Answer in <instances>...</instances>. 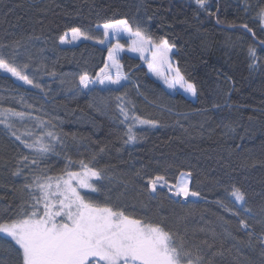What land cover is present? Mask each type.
Instances as JSON below:
<instances>
[{
	"label": "trees",
	"instance_id": "1",
	"mask_svg": "<svg viewBox=\"0 0 264 264\" xmlns=\"http://www.w3.org/2000/svg\"><path fill=\"white\" fill-rule=\"evenodd\" d=\"M244 4L206 0L205 11L195 0H0V45L23 42L16 63H27L25 74L39 85L27 87L0 72V109L30 114L12 119L17 134L31 130L47 141L46 133L52 131L59 137L53 141L55 151L39 164L49 175L61 174L68 158L72 170H79V161L88 163L95 153L92 163L112 177L102 182L103 193H88L98 202L107 196L108 203L189 241L209 240L223 253L215 264H264L262 225L249 220L250 228L241 229L238 217L217 203H234L226 191L234 185L254 212L264 204V31L254 19L255 8L246 14ZM119 19L155 42L169 41L181 74L196 87L194 99L169 92L140 58L128 54L120 58L128 77L125 87L111 88L112 93L78 87L82 74L96 78L104 68L108 47L95 39L62 46L60 37L79 27L103 39L97 25ZM245 23L255 36L240 27ZM250 46L259 56L256 69L250 67ZM9 53L11 47H0L6 58ZM125 92L130 116L155 120L157 126L122 122L115 97ZM127 126H132L135 142L125 143ZM22 155L32 153L0 124V218H14L27 199L22 185L25 176L31 178L29 169L13 175ZM138 170L144 180L135 175ZM188 173L190 190L198 197L185 200L158 188L155 199H149L142 191L148 176L162 174L169 185H177ZM5 240L11 243L0 235V264H18Z\"/></svg>",
	"mask_w": 264,
	"mask_h": 264
},
{
	"label": "snow or ice",
	"instance_id": "2",
	"mask_svg": "<svg viewBox=\"0 0 264 264\" xmlns=\"http://www.w3.org/2000/svg\"><path fill=\"white\" fill-rule=\"evenodd\" d=\"M196 4L205 11H208L206 0H195ZM255 8L254 19L264 31V0H255V5L251 0H245L243 11L247 14ZM209 15L213 13L209 11ZM217 23H220L217 20ZM233 27L235 25H232ZM103 29V39H96L88 32L82 31L79 27L71 29L73 39L90 40L95 39L96 43L104 44L111 38L118 36L121 32L130 34L132 47L130 51L140 52L152 51V60L146 61L150 71L162 78L168 88H174L179 84L185 92L196 95V87L193 83L185 80L179 68L172 66L169 60V53L172 45L166 39L155 42L139 27L133 30L127 19H119L114 22H106L97 25V29ZM240 27L247 32L255 33L248 24ZM60 37V42L65 43V37ZM264 44V41H260ZM24 44L21 40L12 42L11 45H0V47H11L12 53L0 54V70L11 73L18 80L32 87H39L33 83L25 74L24 69L28 64L17 65L15 56L19 48ZM122 50V46L117 43L108 48V58L112 62V67L117 69L115 76L109 74V65L97 74L96 79L84 73L79 77L81 89L92 91L89 86L99 83L105 85H121L122 80L128 77L120 72V65L116 58V53ZM248 55L251 60L250 67H258L259 56L256 48L250 46ZM31 57H29L30 59ZM141 59H146L141 55ZM167 66V75L160 72V68ZM171 76V79H169ZM107 81V84L105 83ZM110 93L115 90L108 88ZM116 107L123 121L131 119L134 123L141 125L157 126V121L142 119L135 114L130 116L127 105L131 104L126 100V92L123 95H116ZM29 113L18 112L12 108L0 109V124L15 137L32 155H22L17 162L13 175L19 176L24 169H29L31 178L25 176V183L22 191L27 196L24 199L19 212L14 218H0V234L10 238L11 243L5 240L11 251L15 252L18 264H215L214 258L223 255L219 250H214V245L207 239L198 242L189 241L185 236L174 233L160 223L147 222L137 218L119 206L108 203L109 197H105L104 202H98L88 193H103L102 182L112 180L104 168L97 167L95 161L96 154L91 155L90 161L85 163L79 161V170H72L74 163L68 158V164L61 174L52 176L44 169H39V164L48 153L55 151V143L59 142V137L52 131H47L48 140L43 136H36L31 130L17 134L11 122L13 117L23 120ZM49 122L41 121L47 125ZM55 127V125H52ZM127 140L125 143L135 142L137 137L132 131V126H127ZM31 137V142L24 137ZM104 151L103 148L100 149ZM36 166L39 171H34L31 166ZM135 175L141 180L145 177L138 170ZM191 176V173H188ZM100 182V183H98ZM158 188H168L172 196L198 197L199 192L189 189L188 182L178 185H169L166 177L162 174L148 176L142 191L148 193L149 199H155L154 194H158ZM81 190H87L82 192ZM229 191L234 203L224 204L217 201L220 207L229 212L232 216L238 217V224L241 229L248 230L249 220H255L264 229V204L260 206L258 212L248 206L246 194L236 186H231ZM248 215L245 216L244 214ZM257 216L260 217L257 220ZM222 219V218H221ZM251 235V233H248ZM259 243L264 245V235L259 238Z\"/></svg>",
	"mask_w": 264,
	"mask_h": 264
},
{
	"label": "rangeland",
	"instance_id": "3",
	"mask_svg": "<svg viewBox=\"0 0 264 264\" xmlns=\"http://www.w3.org/2000/svg\"><path fill=\"white\" fill-rule=\"evenodd\" d=\"M101 29H102V27H101ZM66 33H67V36L65 37L66 42L65 43H61L62 46H73V45H77V44H79L81 42L90 41V40H84L82 38L81 39H73L72 36H71V30L66 31ZM132 39H133V37H131L130 34L121 32L118 36H115V37L111 38L110 40L106 41L104 44H100V43H96V42L95 43L99 44L101 46L108 47V48H109V46H114L117 43H119L122 46V50H120V51H118L116 53V58H117V61H118L119 65H120V72H121L122 75H125V73L123 71V67H122V64L120 62V58L124 54L135 56V57H138L140 59H141V55H143L146 59H141V60L146 65L149 74L155 80L159 81L163 86H165V88L169 92H172V93L180 92V93H183L184 95H186L187 97H189L191 99L195 98V96H193L191 93L185 92L184 89L181 88L179 84H176L174 88H168L167 85L164 83L163 79L158 77L157 75H155L154 72L150 71L149 68H148V63L146 61H151L152 60V51L151 50L144 51L143 54H141L140 52L130 51V48L132 47ZM174 52H175V48L172 47V51L169 53V60H170V63L172 64L173 67L178 68L176 63H175V61H174V57H173ZM106 64L109 65V69H108L109 74H111L114 77L115 74H116L117 69L115 67L111 66L112 62L109 60L108 57H107V60H106ZM104 68H105V66H104ZM0 72L6 74L8 76L13 77L14 79H16L17 81H19L20 83L24 84L27 87H31L32 86V85H29V84H25L22 80H18L16 77L12 76L11 73L4 72L3 70H0ZM160 72L167 75L168 74L167 73V66L160 68ZM125 76H127V75H125ZM91 79L95 80L96 78H91ZM169 79H171V76H169ZM127 80H122L121 81V85H123ZM105 83L107 84V81ZM89 87L91 89L95 88V87H99V88H102V89H107V88H119L120 86L108 85V87L106 88L105 85H101V84H99L97 82L94 85H90ZM84 90H88V89H84ZM12 119H19V118L13 117ZM12 119H11V122L13 123L14 120H12ZM22 132H24V131L22 130ZM185 181L188 182V186H189V189H190V176H188V174H182L178 184H182ZM81 191H87V190H81ZM0 235L3 236V234H0Z\"/></svg>",
	"mask_w": 264,
	"mask_h": 264
},
{
	"label": "water",
	"instance_id": "4",
	"mask_svg": "<svg viewBox=\"0 0 264 264\" xmlns=\"http://www.w3.org/2000/svg\"><path fill=\"white\" fill-rule=\"evenodd\" d=\"M250 35L253 36L252 33H250Z\"/></svg>",
	"mask_w": 264,
	"mask_h": 264
}]
</instances>
